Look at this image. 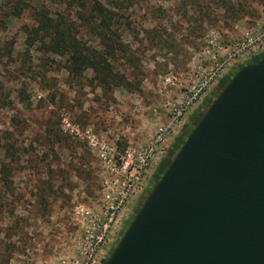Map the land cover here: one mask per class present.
I'll return each instance as SVG.
<instances>
[{
  "label": "rangeland",
  "instance_id": "1",
  "mask_svg": "<svg viewBox=\"0 0 264 264\" xmlns=\"http://www.w3.org/2000/svg\"><path fill=\"white\" fill-rule=\"evenodd\" d=\"M68 1L0 0V162L9 180L0 179V264H78L85 230L118 205L101 264L220 80L264 53V0H117L119 50L107 61L119 78L107 85L90 68L69 70L65 55L29 34L43 5L73 23L85 46H101ZM144 148L147 164L128 187Z\"/></svg>",
  "mask_w": 264,
  "mask_h": 264
},
{
  "label": "water",
  "instance_id": "2",
  "mask_svg": "<svg viewBox=\"0 0 264 264\" xmlns=\"http://www.w3.org/2000/svg\"><path fill=\"white\" fill-rule=\"evenodd\" d=\"M101 264H264V55L230 74Z\"/></svg>",
  "mask_w": 264,
  "mask_h": 264
},
{
  "label": "trees",
  "instance_id": "3",
  "mask_svg": "<svg viewBox=\"0 0 264 264\" xmlns=\"http://www.w3.org/2000/svg\"><path fill=\"white\" fill-rule=\"evenodd\" d=\"M49 1L54 2L56 0ZM116 1L117 0H69L67 2V7L74 10V17L79 22L84 25L94 26L95 36L98 38V45L101 44L97 49L94 46L87 47L81 43L80 39L77 38L75 25L61 14H56L55 16L49 15L46 11L47 8L43 5H40L36 10L35 25L30 28L29 34L39 36L40 41L45 45L48 51L65 55L67 57V62H69V70L78 72L79 69L90 68L99 82L114 86L118 83L117 80L119 76L111 70V66L107 60L112 59L116 53L115 51L119 48L116 42L115 32L111 28L112 23L116 20L114 11V4H117ZM263 55L264 53L251 56L245 62L238 64L232 72L244 63L253 62ZM230 74L224 76L220 80L215 89V94L226 82ZM210 101L211 100H209L208 103ZM202 112H199L194 117L192 126ZM186 134L187 133L184 135L180 134L174 140L173 147L157 167L154 181ZM3 148L4 151L8 149L6 146H3ZM4 166V163L0 162L1 183L6 185L9 183V180H7L8 168Z\"/></svg>",
  "mask_w": 264,
  "mask_h": 264
},
{
  "label": "built area",
  "instance_id": "4",
  "mask_svg": "<svg viewBox=\"0 0 264 264\" xmlns=\"http://www.w3.org/2000/svg\"><path fill=\"white\" fill-rule=\"evenodd\" d=\"M151 148H144L143 152L139 155V162L135 165L134 172L126 178L128 187H136L139 183L140 173L142 168L147 164V158L151 154ZM125 194H122L119 201L122 200ZM118 205L110 206V216L106 222L97 225L96 229L93 230V226L90 229L85 230L84 238L82 240V258L78 264H99V260H95L96 254L102 245L105 243L106 237L109 232V221L111 220L112 214ZM77 261L73 262L76 264Z\"/></svg>",
  "mask_w": 264,
  "mask_h": 264
}]
</instances>
